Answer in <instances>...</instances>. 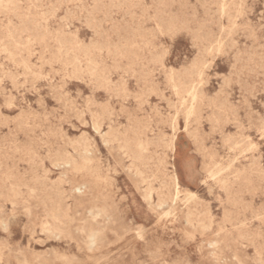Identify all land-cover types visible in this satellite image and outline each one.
<instances>
[{"label":"rangeland","instance_id":"rangeland-1","mask_svg":"<svg viewBox=\"0 0 264 264\" xmlns=\"http://www.w3.org/2000/svg\"><path fill=\"white\" fill-rule=\"evenodd\" d=\"M222 2L0 0V264L86 252L89 203L76 206L81 195L54 165L83 139L111 216L96 264H264V0ZM191 84L199 98L187 117ZM133 125L150 142L142 177L104 141ZM174 178L179 200L157 207ZM43 184L65 191L61 233L44 229Z\"/></svg>","mask_w":264,"mask_h":264},{"label":"bare ground","instance_id":"bare-ground-1","mask_svg":"<svg viewBox=\"0 0 264 264\" xmlns=\"http://www.w3.org/2000/svg\"><path fill=\"white\" fill-rule=\"evenodd\" d=\"M226 5H227L226 0H223L221 8L225 10ZM7 7H9V4L7 5ZM11 9L17 10V7L15 6ZM27 23H31V20H28ZM185 92L187 94V98L184 99L183 104L186 106V111H185L186 116L190 117L195 112V107L199 98V86L197 84H191L186 89ZM188 102L190 103V106L186 105ZM101 120H102L101 114L95 115L94 127L97 131H99L101 128ZM142 135L143 133L142 130L140 129V126L133 125L128 130L121 131L120 129H117L116 131L107 134L106 137L104 136L105 137L104 141L106 143L108 142L120 143V148L123 149L124 152L132 158V165H133L132 168L134 169L135 174L140 177H142L143 175V171L140 169V166L146 164L145 152L147 151L148 146L150 145L149 144L150 142L149 143L144 142V140L142 139ZM168 148H170L171 151L175 149V136H173L170 139L168 143ZM26 150L30 151L29 149ZM72 150H73L72 152L65 150L63 152L55 154L54 165L62 169V173H61L62 178L60 184L67 182V179H69V182L72 185L71 191L72 192L78 191L79 194L81 195V198L77 200L76 206H79L86 201H88L89 203L87 207L83 208L84 211L80 214V219L86 220L87 218H90L95 222V224H91L87 232V239L85 243L86 252L83 253L81 248L79 247L78 256H75L73 258L66 257L65 260L62 262V264H74L75 262H78L79 257L83 255L87 256V258L89 259L95 260L94 263L96 264L98 259L94 258L93 252H97L99 249H103L107 247L111 242V238L108 237L106 232L108 229L107 222H109L111 219V216L109 215V205H107L106 201L101 202L100 201L101 196H98L97 194L98 191L101 192L100 183L102 181L101 180L102 176L100 169L98 167H95L94 165L96 158L91 144L86 139H83L75 142L72 146ZM30 155H31L30 157L32 158H34L33 156H35V154H30ZM147 185L148 186L145 192V198L152 206L153 197L155 194L153 180L148 181ZM42 187H43L42 190H45V194H46V198H45L46 215H45V221L43 223L44 229L49 233H55V231L61 233L62 232L61 225L65 224L64 219L69 217V209H70L69 205L66 202L67 197L64 195L65 191H63V189L60 187L49 186L48 184H43ZM180 193H181L180 187L178 185V182L174 178V191L172 193L168 192L167 194L158 195V201L156 206L161 208L169 204L170 202L177 203V201L179 200ZM49 219H52V222L54 224H51ZM186 223L188 224L192 223V219L190 215L187 216ZM81 228H82L81 230H84L85 226H82ZM136 236L144 237L143 230L140 228L137 229Z\"/></svg>","mask_w":264,"mask_h":264}]
</instances>
